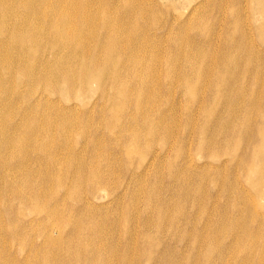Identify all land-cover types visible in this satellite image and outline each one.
Masks as SVG:
<instances>
[{
  "label": "bare ground",
  "instance_id": "obj_1",
  "mask_svg": "<svg viewBox=\"0 0 264 264\" xmlns=\"http://www.w3.org/2000/svg\"><path fill=\"white\" fill-rule=\"evenodd\" d=\"M231 1L0 0V161L41 157L40 167H54L56 178L67 192L57 197L53 181L30 170L15 180L10 179L12 172L0 177V187L4 199L7 193L18 196L25 201V208L29 205L39 212L44 225L42 236L53 231L52 223L60 236L64 228L67 230L66 246L78 253L69 261L63 257L61 264H158L146 253L127 256L128 247L121 250L120 243L99 244L100 237L110 235V231L125 237L133 235L134 230L137 237L148 241L152 235L150 225L141 229L129 225L133 221L145 224L151 213L171 226H187L178 236L188 241L184 250L190 244L198 247V256L204 258L202 264H233L225 261L224 257L229 256L238 258L239 264H259V259L247 260L252 253L238 243L236 236H255L263 243L264 214L244 195L260 221L248 224L239 219L241 213L237 210L231 214L225 210V218L216 217L218 198L209 201L210 191L204 188L207 183L215 187L222 184L224 177L198 171L194 167L201 164L190 155L196 141V153L206 155V164L228 171L222 156L230 154L231 141L237 138L236 143L243 140L249 150L261 151L264 106L252 101L249 109L241 98L235 104L232 101L250 90L253 97L264 91V67L257 64L264 63V51L260 53L257 48V43L264 44V0H233L232 6ZM177 97L187 100L185 110L181 101L176 103ZM197 117L201 118L199 125ZM94 122L114 134L110 140L120 152L116 149L103 154L106 161L96 165L91 161L86 167L82 147L72 164H63L67 145L75 143L70 138L77 135L76 130L87 145L105 141L98 137L100 131L92 133ZM142 145L149 152L155 146L161 151L154 152L147 161L141 158V170L128 176L121 195L115 197L114 209L109 213L112 218L99 214L102 223L110 219L109 227L114 226L108 231L99 226L100 222L78 225L72 217H94L98 193L118 186L117 168L124 170L125 165H131ZM58 146L62 149L53 155L52 149ZM96 147L97 144L94 150L98 151ZM171 154L184 159L176 166L164 199L156 186L161 177L153 180L149 189L141 178ZM252 157L253 154L247 158ZM239 158L235 167L241 166L248 179L244 165L248 160ZM236 176L232 180L230 173L222 189L238 199L241 193L229 188L230 184H238ZM259 179L260 184L255 183L253 190L258 205H264V195L259 198L258 193L264 190L263 166ZM184 187L187 191L195 188L197 195L185 197L180 192ZM176 189L181 198L178 205L173 201ZM127 195L129 199L125 201ZM68 201L76 203L77 208L69 207ZM229 201L226 197L227 204ZM142 205L150 208V214ZM188 205L195 208L193 215L188 214ZM60 208L70 213L67 224L61 220ZM14 232L10 234L12 239ZM73 234L77 240L72 241ZM84 237H89L90 242L82 240ZM47 239L44 252L29 251L33 264H57L52 263L53 256H48L51 250L58 254L57 239L51 235ZM51 242L56 246H50ZM184 250L175 254L181 257ZM1 252L5 263L6 251L0 246ZM165 257L156 258L164 262Z\"/></svg>",
  "mask_w": 264,
  "mask_h": 264
},
{
  "label": "rangeland",
  "instance_id": "obj_2",
  "mask_svg": "<svg viewBox=\"0 0 264 264\" xmlns=\"http://www.w3.org/2000/svg\"><path fill=\"white\" fill-rule=\"evenodd\" d=\"M149 1L152 2L155 0H149ZM233 3L234 1L232 0L230 5L232 6ZM180 7L181 6H179V8ZM259 45L260 43H257V48L260 49V53H261L264 51V44L260 46ZM257 64H262L264 67V63L262 62H257ZM256 67L260 68V65H257ZM250 92L251 93H247L246 95L241 96V97L235 96V99L232 101L233 102L232 104H235L236 101H239V99L241 98L244 100V102L246 103L249 109L253 107L252 101H258L259 104L264 106V91H260L256 97L252 96V92H253L252 90H250ZM179 101H181L183 105V109L185 110L184 104L187 100H183V99L180 100L177 97L176 103ZM87 107L90 108L88 105ZM184 110L182 112L185 114L186 112ZM244 117L245 116H243V118ZM196 119H198V125H199L201 123V118L197 117ZM209 127H210V124H209ZM87 131H90V129L88 128ZM95 131H100L98 137H103L105 140L103 142L99 141L95 143L98 145V147H96L97 149H99L98 151L94 150L95 144L92 146L87 145L86 144L87 141L80 138L76 130L75 134L77 135L72 136L70 138V139H73L75 143L67 145L66 150L67 149L68 150L65 151V154L62 158V163L72 164L77 158L78 153L81 152L82 147L85 150L84 158L86 159V162L84 164L86 165V167H87V164L89 166V163L91 161H92V165L100 164L103 161H106L107 158H105V156L102 157L103 154H109V152L114 153L115 151H118L116 149H119V148H116L114 143L111 142L112 140H110L111 138H114L113 133L110 134V131L107 128L98 127L97 123L94 122L92 133ZM235 141H237V138L229 143L230 145L228 149L230 151L229 150L228 151L230 152V154L227 153L222 156V159L225 158V160H227L228 171L224 170V168L217 169L215 167H212L211 164H206L204 162V160H207L206 155L204 153L203 154L196 153L195 147H197L196 144H198V142L196 143V141H195L196 144L195 143L193 144V150L190 155L194 157L195 162L199 160L201 165H197L194 167L198 169V171L202 170L205 173H209L211 177H217V175L219 174H221V176L224 177V181L222 184L217 185L215 187V185H213L212 183H207V185L204 188L205 191L208 189V192L209 191L211 192V193L209 192L208 194L209 196L207 198L209 199V201L213 197L218 198V205H217L218 209L216 210L215 216L225 218V216H223L225 210L227 212L231 211L230 214L233 212V210H237L238 212L241 213V217L239 219H243L244 222L249 224L250 221L252 220L260 221V218L256 216L254 213H252V209L251 210L249 209V205L247 203L246 198L253 200L256 204V207L258 208V212L261 211V213L264 214V205H258L259 199H258V196L255 190H253L254 184L259 183L260 181L259 172L262 166L264 169V139L260 140L261 144H259V147H261L260 148L261 151L256 152V153L253 150L252 151L249 150L245 142H243V140L242 141L238 140L237 143ZM238 144H241V145H238ZM233 145H234V148H233ZM176 146L178 147V145ZM235 147L237 148L238 151L235 149ZM244 148H246V150ZM60 149H62V146L61 147L58 146L57 148L54 147L52 149L53 155H55ZM147 149L148 148L146 147V145H142V147H139L138 149L139 157H137L138 155H136L131 165L129 164L126 166L125 162L122 160L123 164L125 165V169L122 170L120 168H117V175H119L120 177V180L117 182L118 186H115V189L113 191H110V192L106 191V193L105 192L98 193L97 195L98 200L95 201L97 208L94 209L95 215L93 218L85 219L79 215L73 216L72 218L76 221V223L79 222L78 225L84 226L90 222L92 223L100 222L99 224L100 227L104 229H108V231H110V228L113 227L114 224H111L109 227L110 219L105 223H102V220L105 217L112 218L111 215H109V213L114 209L113 206L115 203L113 202L115 200V197H117V195L118 196L121 195L122 193L121 186H123V184L128 180V176H131L134 174V171L137 174V171L139 172V170H141V168H138V166L140 165L139 163H141V158H144L145 161H147L148 159H151L153 157V154H155L154 152L161 151V149L158 148V146H155L154 148L155 150L153 149L152 152L147 151ZM120 150L121 149H119L118 152H120ZM194 150L195 152H193ZM231 150H234L232 153L236 157L233 154H231ZM252 154H253L252 159L247 158V157H251ZM74 155H77V156L74 157ZM239 156L241 160L243 161L248 160V161H244V165L246 168H248V173L250 175L248 179L247 177L245 178V175H243V170L241 166H238L239 169L238 168L236 169L235 167V165L238 163L236 159L239 158ZM257 158L261 159L258 163L256 161H253ZM40 159L41 157H28V158L18 159L17 162L15 161L5 162L4 161L5 163H3L0 161V164H1L0 177L6 176L10 172H12L10 179L15 180L21 177L22 172L24 173L26 170H30L34 174H37L40 172L42 175L47 176L51 181H53V184H54L53 194H55L57 197L64 196L67 191L65 189L64 184L60 183L58 179L56 178L55 168L48 166V165L40 167L39 165ZM67 159H70V160H67ZM183 159L184 158L181 159V157L179 158L175 154H171L167 159L164 158L162 160V163L156 164V166L153 169H151V171H147L143 175L141 180H145V183L147 184V189H149L153 180L155 179L157 180L158 178L161 177L162 181L160 182V184H158L159 186L158 185L156 186H157L158 191H160V196L165 199V197H168V194H169L168 185L171 182H173L171 180L172 179L171 176L172 174L176 173V166H178V164H181ZM166 161L168 162L169 165H166L167 164ZM232 164H233V169H235L234 171L233 169L232 170L229 169ZM22 165H25V166L22 167ZM157 165H158V168H156ZM165 166H168L167 169ZM161 167L163 168V170ZM129 170L131 171V174ZM69 171L73 172L72 170H69ZM122 171H123L124 177H123ZM230 173L233 174V177L234 175L238 174V176H236L238 179V184L237 183L230 184L229 186V188H231L234 192L241 193V195L238 196V199H236V197L232 194H229L230 195L229 196L227 193H224V189H222L225 186L226 179L229 180ZM166 174H168L169 177ZM177 179L179 180L180 183H182L181 178H177ZM177 179H175L174 181H176ZM234 179L235 177L232 178V180ZM87 185L88 184L86 182L84 185L85 195L87 192ZM180 192L185 193V197L192 196V194L195 195L197 193L195 192V188H192L191 191H187L186 187H184L183 190H180ZM258 193H259V198H260V195H264V190L263 191L259 190ZM3 195H4L3 190H1V187H0V246L2 250L4 247L6 251L4 255V259L6 260V262L4 263L2 261V252H1L0 253V264H33V257L29 255V251L36 249L39 252H44L47 249V245L49 243L47 239L49 235L57 239L58 254H55L53 250L48 252L49 253L48 256H53L52 263L56 262L57 264H61V260L63 257H66L67 260L69 261L73 256H75L78 253L77 251L73 250V248L70 247V245H68L69 248H67L66 245H67V238L69 234L67 233V230L65 228L63 232L64 234L62 233L63 235L60 236V233L56 228V224L52 223L50 227L53 231H51L50 234L46 236H42L41 234H42L44 225L40 223L41 215L39 214V212L34 210L33 208H30L29 205L25 208L26 206L24 205L25 201L19 198L18 196L14 195L13 197V195L7 193L8 197L7 199H4ZM173 195H174V199H173L174 204L177 203L176 205H178L179 203H181L180 201L181 198L179 199L180 196H179V191L177 189L174 191ZM244 195L246 198L244 197ZM225 196L230 198V201L228 204L226 202ZM127 197L128 195L124 197L125 201H128L129 198ZM156 199L158 201L157 195H156ZM68 203H69V207H71L73 210L77 208L76 203L72 201H68ZM188 206H187L188 212H189L188 214L193 215L195 213V208L191 209L192 206L190 205ZM209 207L210 206L208 205V208ZM141 208L143 210L144 209L147 210L148 213L150 214V208L146 209L144 205H142ZM100 213H104L106 215H104L103 218H101L99 215ZM60 214H61V220H64L63 224H67V219L71 217L70 213H68V210L60 208L59 215ZM169 217H170V214H169ZM230 217L233 218V216H230ZM218 219L219 218H217L216 221ZM146 225H150V227H152V230H151L152 235L148 241H145L144 239L137 237L135 235L134 230H133V235H124L125 237H122L121 235H119L120 233L118 231L116 232L110 231V235L100 237L99 244L100 245L108 244L109 246H112L114 244V245L119 246V243H120L121 250H123V247L124 248L128 247V249L126 250L128 251L127 256L136 257V256H139L141 253H146L147 255H152L157 260L158 264H202L204 258L201 256V254H199L198 256V251H199L198 247L196 249L192 248L190 244L188 248L184 250L188 241L186 239H182V236H178V233L181 230H185L187 226H185L184 224H180L177 226H171L169 221H164L163 219L158 220L157 217H153L152 213L150 214L149 219L147 218V220H145V224L143 223V221L140 223L138 221H133L130 223L129 226L131 228L141 229L142 226H146ZM170 227L171 229L170 231H168ZM13 231H15L13 235H16V236L12 239L11 238L12 235L10 234ZM244 236H245L244 234L240 233L236 236V238H237L238 243H240L244 248L247 247L248 253L250 252L252 253V256H248L247 260L250 262L252 259L254 260L259 259L260 260L259 264H264V242L259 243L260 238L255 237V236L253 238L252 236H249V235L246 238ZM88 238L89 237H84L82 238V240H86L90 242ZM73 240H77V235L73 234L72 241ZM50 246H56L55 242H51ZM144 250L146 251L149 250L148 251L149 254ZM179 250H184V255L181 257L177 256L179 253L175 254V252H179ZM121 253H125V252L121 251ZM160 255H166L165 257L166 260L164 262L160 261L159 258H156V257H160ZM155 259H153V262H155ZM224 259L225 261L229 263L239 264V259L236 258L235 256L224 257ZM37 262L38 261H35V263ZM145 264H149V263L145 262Z\"/></svg>",
  "mask_w": 264,
  "mask_h": 264
}]
</instances>
